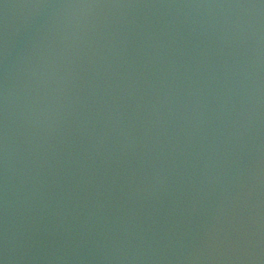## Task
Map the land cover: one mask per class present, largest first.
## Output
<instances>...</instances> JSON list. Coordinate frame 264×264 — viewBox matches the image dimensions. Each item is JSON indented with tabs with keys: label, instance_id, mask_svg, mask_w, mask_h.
<instances>
[{
	"label": "water",
	"instance_id": "1",
	"mask_svg": "<svg viewBox=\"0 0 264 264\" xmlns=\"http://www.w3.org/2000/svg\"><path fill=\"white\" fill-rule=\"evenodd\" d=\"M0 264H264V0H0Z\"/></svg>",
	"mask_w": 264,
	"mask_h": 264
}]
</instances>
